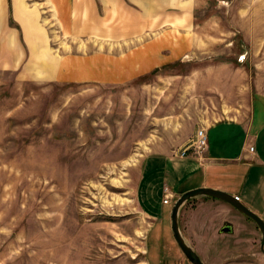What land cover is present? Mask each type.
Instances as JSON below:
<instances>
[{"label": "rangeland", "instance_id": "obj_1", "mask_svg": "<svg viewBox=\"0 0 264 264\" xmlns=\"http://www.w3.org/2000/svg\"><path fill=\"white\" fill-rule=\"evenodd\" d=\"M187 1L191 24L162 40L169 62L127 84L35 82L0 71V264H191L172 236L173 203H161L159 187L140 186L144 162L188 155L179 152L199 128L181 145L187 123L205 108L193 98L192 78L206 65L247 72L250 99L258 95L255 121L264 124V0ZM5 9L0 0L1 19ZM14 10L23 22L34 17L20 4ZM49 28L46 41L59 59L91 55L96 46L61 42ZM223 100L209 106L228 109ZM163 142L166 150L154 153ZM151 206L165 209L164 217H151ZM235 211L224 218L231 233L200 224L187 241L204 264H264L260 230ZM259 216L264 221V210Z\"/></svg>", "mask_w": 264, "mask_h": 264}, {"label": "crops", "instance_id": "obj_2", "mask_svg": "<svg viewBox=\"0 0 264 264\" xmlns=\"http://www.w3.org/2000/svg\"><path fill=\"white\" fill-rule=\"evenodd\" d=\"M10 4L19 29L9 24L10 11L5 0L6 9L0 17V71H12L19 79L35 82L113 81L122 85L132 82L169 62V49H165L162 41L164 34L183 29L187 22L191 24L193 12L187 0H10ZM18 4L33 10L34 17L19 20L14 10ZM50 25L55 27L53 31L61 42L96 43L91 46L92 54L71 53L59 59L50 52L51 46L46 41ZM50 60L54 63L50 64ZM202 68L203 72L195 70L192 78L193 98L205 104V108L187 123L191 130L181 145L197 128H204L208 137L204 159H198L192 152L185 157L151 155L145 159L140 186L159 187L161 201L169 199L168 204L161 202L163 205L174 203L190 189H219L238 196V201L259 215L264 210V124L255 121L253 102L258 95L250 99L249 77L240 67L212 64ZM219 98L230 103L228 109L209 106L217 105ZM157 146L154 153L166 150L164 142ZM250 146L254 147L252 152ZM204 206L207 213L201 220L195 218ZM181 208L179 227L185 240L191 242L197 238L200 224L209 226L210 231L226 233L219 232L226 222L224 218L236 216V209L212 197H195L184 213ZM147 213L156 219L157 215L164 217L165 209L157 211L151 206Z\"/></svg>", "mask_w": 264, "mask_h": 264}, {"label": "water", "instance_id": "obj_3", "mask_svg": "<svg viewBox=\"0 0 264 264\" xmlns=\"http://www.w3.org/2000/svg\"><path fill=\"white\" fill-rule=\"evenodd\" d=\"M195 197H212L221 200L232 206L239 213L253 220L261 232L262 237L260 240V251L264 254L263 219L259 215L254 213L251 209H249L246 205L236 200L233 195L225 191L210 187H198L187 190L183 192L179 197H177L174 203L172 204L170 211V227H171L172 236L177 246L181 250L182 254L191 264H204V263L199 257V255L196 253V251L187 243V241L183 237L179 227L178 217H179V210L182 207V205L186 203L188 200H191L192 198ZM231 231H232V224L229 221H226L223 223V226L221 227L219 232L230 233Z\"/></svg>", "mask_w": 264, "mask_h": 264}, {"label": "built area", "instance_id": "obj_4", "mask_svg": "<svg viewBox=\"0 0 264 264\" xmlns=\"http://www.w3.org/2000/svg\"><path fill=\"white\" fill-rule=\"evenodd\" d=\"M208 146V137L206 130L204 128H199L193 138L190 140L189 143L185 145L184 148L181 149L179 152L180 155H186L192 152L196 157L200 160L204 159L203 153L206 150ZM254 147L250 146L249 151H253ZM236 199H238V196H235ZM163 203H169L168 197H165L163 199Z\"/></svg>", "mask_w": 264, "mask_h": 264}, {"label": "trees", "instance_id": "obj_5", "mask_svg": "<svg viewBox=\"0 0 264 264\" xmlns=\"http://www.w3.org/2000/svg\"><path fill=\"white\" fill-rule=\"evenodd\" d=\"M8 2H10V0H8ZM15 22L13 21V19H12V16L10 15V17H9V24H14ZM14 26H16L18 29H19V27L16 25V23H15V25ZM188 202V201H187Z\"/></svg>", "mask_w": 264, "mask_h": 264}]
</instances>
